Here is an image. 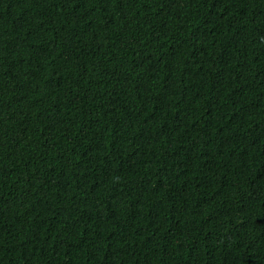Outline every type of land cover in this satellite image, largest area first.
Wrapping results in <instances>:
<instances>
[{
    "label": "trees",
    "instance_id": "16d2710c",
    "mask_svg": "<svg viewBox=\"0 0 264 264\" xmlns=\"http://www.w3.org/2000/svg\"><path fill=\"white\" fill-rule=\"evenodd\" d=\"M0 264H264V0H0Z\"/></svg>",
    "mask_w": 264,
    "mask_h": 264
}]
</instances>
